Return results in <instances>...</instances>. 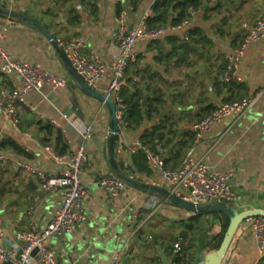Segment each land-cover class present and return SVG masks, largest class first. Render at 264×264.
I'll return each mask as SVG.
<instances>
[{"label":"crops","instance_id":"0c3cea01","mask_svg":"<svg viewBox=\"0 0 264 264\" xmlns=\"http://www.w3.org/2000/svg\"><path fill=\"white\" fill-rule=\"evenodd\" d=\"M156 1L0 0V7L32 18L51 34L84 38L88 44L85 54H98L108 65L106 76L95 90L113 100L108 88L118 54L117 22L125 19L129 28L139 26L152 16ZM204 5L205 9L187 26L174 27L171 18L167 32L159 40L136 47L137 58L127 79L139 78L143 99L149 94L148 104L143 106L141 124L119 127L115 161L121 172L129 171L128 176L138 183L172 191L174 186L148 160L146 170L134 164V158L143 151L144 134L158 128L155 133L162 134L163 139L156 143L162 146L161 155L168 168L179 166L186 152L194 147L196 156L209 167L232 171L233 178L241 183L240 203L229 207L240 212L264 210V39L251 43L240 64L234 67L243 83L227 84L219 78L222 72L230 73L232 69L228 55L246 32L244 24L250 26L264 17V0H207ZM189 31L197 32L196 42L188 39ZM184 41L198 50L182 57L179 45ZM0 48L11 59L39 65L67 82L72 79L48 40L16 17L0 14ZM3 83L22 88L16 74L0 76V86ZM125 87L132 91L127 83ZM258 92H262L260 99L246 116L239 120L226 117L197 137L194 125L216 107ZM26 100L28 106L22 109L19 128L0 114V143L13 142L23 150L19 153L10 145L0 147V154L8 160L7 165L0 164V230L7 233V248L16 243L22 249L19 234L28 231L33 222L44 229L62 201L59 193L45 192L40 197L29 189L30 176L15 164L26 162L57 174L62 166L45 148L50 146L60 154L65 143L73 152L86 145L89 163L83 168L82 180L88 195L83 224L49 240L60 264H113L117 254H121L120 264H178L176 254L180 264H197L204 253L208 254L222 232L224 220L220 215H195L158 196L162 205L149 218L145 205L154 194L127 184L118 196L103 191L100 180L113 172L110 157L105 160L103 156L111 124L105 103L83 93L77 84L74 89L69 85L55 89L45 86L41 92L27 94ZM85 127L93 136L91 142L79 137V129ZM181 142H187L186 146L181 147ZM132 148L136 150L131 152ZM151 234L157 236V245L167 262L159 256ZM176 243L179 249L174 248ZM258 258L252 220L246 221L224 264H255ZM29 264L42 263L35 258Z\"/></svg>","mask_w":264,"mask_h":264},{"label":"built area","instance_id":"2783aa9c","mask_svg":"<svg viewBox=\"0 0 264 264\" xmlns=\"http://www.w3.org/2000/svg\"><path fill=\"white\" fill-rule=\"evenodd\" d=\"M198 12L200 10L190 8L189 16L177 28L187 26ZM117 23L115 45L118 48V54L112 64L113 73L108 91L113 96V102L116 105L119 127L127 128L126 104L121 97V88L126 84L131 64L136 61V47L140 43L159 40L167 32L168 27L159 26L156 29H148L146 18L135 28H129L125 19H119ZM244 28L247 30L240 43L228 55L229 69L240 64L251 43L264 39V17L250 26L244 24ZM52 35L77 74L89 87L95 90L98 83L107 74L108 65L105 61L98 54H85L88 44L82 37L61 36L56 33ZM0 62V76L16 74L22 84L21 89L6 83L0 86V114L15 128H19L21 124L22 109L28 106L27 94L41 92L45 86L55 89L68 85L65 78L59 77L39 65L11 59L2 48H0ZM219 78L227 84L232 81L244 82V79L235 72L230 74L228 71H224L219 75ZM132 79L135 83L139 81L138 77ZM261 95L262 92H258L249 94L240 100L222 103L194 125L197 137L210 131L214 124L226 117L234 116L239 120L246 116ZM54 125L59 127L56 123ZM79 137L83 141H93V136L87 127L83 130L79 129ZM67 145L65 154H59L50 146L45 148L54 161L62 166L57 174H49L26 162L19 161L15 164L18 170L30 176V179L41 191L50 194L59 193L62 196V201L59 209L44 229H40L33 222L28 231L19 234L18 238L23 242L22 249H19L16 243L7 248V233L0 230V263L29 264L35 259L31 255L32 252L38 249L36 258H39L42 264H60L55 253L49 247V240L55 236L75 231L86 220L84 202L88 195V189L83 183L82 171L89 163V156L86 145L79 146L75 152L72 151L69 144ZM143 149L149 163L174 186L172 192L177 196L199 206L215 204L237 206L240 203L241 183L233 178V172H220L212 169L196 156L194 147L186 152L181 164L176 168L166 167L165 160L161 155L163 149L159 143L153 146H144ZM135 150L136 148H132L131 152ZM7 163V156L1 153L0 164L7 165ZM100 186L105 193L111 196H118L126 188V184L113 172L100 180ZM161 205L160 197L153 195L150 198L145 205L149 210V218L158 211ZM251 220L259 255L255 264H264V216L254 217L248 221ZM174 248L179 249L180 244L176 243ZM120 262L121 254H117L113 259V264H120Z\"/></svg>","mask_w":264,"mask_h":264},{"label":"water","instance_id":"95a60500","mask_svg":"<svg viewBox=\"0 0 264 264\" xmlns=\"http://www.w3.org/2000/svg\"><path fill=\"white\" fill-rule=\"evenodd\" d=\"M205 7L206 5H204V9ZM0 14L16 17L20 21L25 22L30 28H33L34 30H38L48 40V42L55 49V51L59 54L60 58L63 60L65 66L67 67L72 77V79L68 81V85L74 89L77 84L81 88L83 93L87 95H91L96 99H98L99 101L106 104L110 112L111 124L109 130L110 138L103 147V156L105 160H108V156L110 157L112 170L117 177H119L125 184L137 190L148 192L157 196H161L166 200H168L169 202L181 206L186 210H188L189 212L194 213L195 215L214 214V213H224L227 215V217L229 218V225L223 236V240L219 248L213 254L204 253L199 258V262L197 263V264H224V262L226 261V257L237 238V234L239 232L240 226L244 222L254 217L264 216V210H246L240 212L236 207H229L221 204L199 206L177 196L169 189H165L149 184H144V183H138L136 180H133L128 176L129 171H125L124 173L121 172L117 165V162L115 161V155H116L115 148L119 140L120 128L116 117V105L113 102V100L110 99L108 96L98 93L96 90L92 89L87 85V83L74 70V68L66 58L63 50L60 48L59 44L55 40L54 36L42 25H40L32 18L26 17L19 13L4 10L1 7H0ZM179 46L180 48L183 49L182 57H188L192 51L198 50V48L194 47L189 41L181 42ZM234 72H235V68L232 67L230 74ZM148 98H149V94H147L143 99L142 102L143 106H147ZM28 188L34 192H38L40 197L45 195V192L39 191L38 186L34 183L32 179L29 181ZM151 239L153 243L156 245L157 251L159 252V256L161 257L163 262L164 263L167 262L166 258L163 256L161 248L157 245V236L155 234H151ZM31 255L32 257L36 258L38 255V249H35Z\"/></svg>","mask_w":264,"mask_h":264},{"label":"trees","instance_id":"16d2710c","mask_svg":"<svg viewBox=\"0 0 264 264\" xmlns=\"http://www.w3.org/2000/svg\"><path fill=\"white\" fill-rule=\"evenodd\" d=\"M207 0H157L152 7V16L148 17L146 20V24L148 29H156L159 26H167L170 19L172 18V26L177 27L182 24L183 21L187 19L189 16L190 8L197 9L202 11L204 8V4ZM173 14H176V17L173 18ZM197 32L189 31L188 39L196 42L195 36ZM178 40H174L173 42L177 43ZM199 43V42H198ZM170 54V53H168ZM126 83L131 87L132 91H128V89L124 86L121 88V97L123 98L126 104V112L125 117L128 122V127H133L136 124H141L144 119L142 111L143 108V89L138 86L137 83L133 81V79H127ZM158 128H154L152 132H146L142 138L144 146H153L156 142H160L163 139L162 134H156ZM171 142V140H169ZM187 142H181V147L186 146ZM7 145H10L19 153H23V150L13 142H1L0 147L6 148ZM67 145L62 143V152L60 154H64L67 151ZM146 153L143 149L140 150L139 155L134 158V164L137 168L147 169L148 161H147ZM165 165L168 168L167 161L165 160ZM215 215H220L223 220V228L220 236L217 238L216 242L212 245L209 250V254H213L220 246L223 236L229 225V218L224 213H215ZM179 255L176 254V263L180 264Z\"/></svg>","mask_w":264,"mask_h":264},{"label":"rangeland","instance_id":"374dc122","mask_svg":"<svg viewBox=\"0 0 264 264\" xmlns=\"http://www.w3.org/2000/svg\"><path fill=\"white\" fill-rule=\"evenodd\" d=\"M215 214V213H214Z\"/></svg>","mask_w":264,"mask_h":264}]
</instances>
